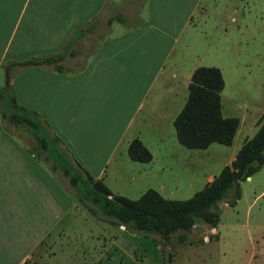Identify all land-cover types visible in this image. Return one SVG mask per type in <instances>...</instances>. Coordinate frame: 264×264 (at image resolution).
Here are the masks:
<instances>
[{"label": "crops", "instance_id": "0c3cea01", "mask_svg": "<svg viewBox=\"0 0 264 264\" xmlns=\"http://www.w3.org/2000/svg\"><path fill=\"white\" fill-rule=\"evenodd\" d=\"M196 1L190 4L186 13L185 22L188 24H190L189 20L192 18L193 9L197 7V3H200V0ZM143 3L142 7L148 10L149 15L152 14L154 12L152 0H144ZM126 4L127 0H8L5 10L8 31L2 35L5 42L0 50V61L4 60L5 54L8 53L11 46L12 52L17 55L21 52L35 57L60 54V60L57 62L61 66L60 71L55 70L52 64H40L39 66H24L23 75V82H27V88L30 85H37L40 92L49 93L46 96L47 99L49 98L54 103L59 102V114L57 115L55 104L54 113L38 106L36 101L39 99L34 98L35 96L30 101L21 102L20 105L36 111L46 121L49 132L59 138V147L67 158L78 164L94 179L104 181L105 183H103L111 193L122 196L126 195L124 193L141 195L145 190L153 189L161 197L167 198L168 193L172 191L189 189L199 176L202 179V188L212 180L222 166L217 168V172L202 173L201 171L197 176L200 160L197 162L193 159L192 161L190 150H193V154H197L198 150L205 152L210 145L204 149H187L177 142L168 147L157 144L158 142H152L146 136L138 134L140 140L137 139L151 154V160L144 163L129 159L123 150L116 156V145L120 141L121 133L114 144L107 149L97 168H93L98 164L93 159L95 158L94 153H87L78 142L76 145L71 142L69 133L72 134V131L69 129L84 125L88 115H91L95 97L93 92L98 90L97 75L101 74V70L107 73L110 69V63L107 64L110 55L126 53L130 49H135L127 46L124 38L119 40L117 45L111 46L108 43V39L115 29L121 30L119 34L124 33L125 30L121 27L125 26L127 15L131 17L137 15L136 11L126 14L128 12L125 10ZM229 7L227 10L230 12H235L234 8L238 9L237 4L233 3H230ZM240 19L245 21L243 17ZM0 20H3L2 16H0ZM149 20L148 27L158 30L157 24L154 25L150 18ZM141 35V33L135 35L132 42L139 45ZM133 52L139 54L140 50L135 49ZM164 68L154 69L153 75L146 82L143 91L137 92L138 94L135 95L136 105L127 121L134 118L140 110L143 113L142 117L156 111L162 115V113H169L171 110L173 113L171 119L179 112L181 106L176 111L173 109L176 106L174 104L175 86L182 79L185 88V83L189 82L187 77L190 78V74L195 68L194 64L189 66L187 64V67L184 68L173 60L171 65ZM162 71L165 77L160 79ZM106 73L102 74V77H105L107 81L109 76ZM240 77L245 80L242 75ZM129 79L138 85H143L142 75L136 70L129 75ZM222 80L223 88L219 94L220 112L223 109L221 94L225 87L223 76ZM249 82H251L250 79ZM252 82H256L254 84L257 86L264 84V66L261 70L259 69ZM153 84H156V91L151 94L150 98H147L146 92L150 91ZM240 86H243V83ZM160 88L161 90L166 89L168 92L171 90L172 96L158 93ZM14 91L17 94L16 86ZM89 91L92 96L88 95ZM125 98L124 95H121L122 101ZM144 99H146L145 107H143ZM234 106L242 109L241 115L236 117L238 126L234 133L235 136L244 118L249 115L251 110L253 111V105L242 100V102L235 101ZM118 111L122 112L121 106ZM123 113H125V109ZM253 114V122L257 126L259 117L264 115V106L262 110L253 111ZM126 125L127 122L125 127ZM15 135L12 127L5 129L0 121V264H26L31 260L39 262L38 264L54 263L53 257L57 252H62L69 241L78 243L79 240L82 243L77 246V255L68 253L69 255L61 257L65 260V264H96L105 259L109 261L112 249L122 252L135 232L125 229L122 225H112L96 218L97 224L95 222L79 224L75 214L81 212L80 210H84L83 214L88 216L91 213L83 206L78 207L74 196L64 190L62 182L54 175L57 170L51 171L40 155L27 150ZM160 150L161 152H159ZM170 150L174 152L171 153ZM235 154L236 152L230 154L228 162L223 166L229 164ZM175 156L182 157L183 160L186 159V162L183 163L188 165L189 171L183 174V178H180L179 172L176 175L171 172L170 181L160 178V171L170 165L169 160L173 161ZM116 157H119L118 162L113 161ZM111 160L114 162V168L122 165L117 169H111L107 174L105 167ZM253 174L243 181H251ZM240 184L241 181L239 182L241 196ZM223 204V209L229 207L225 203ZM209 228L210 234H217L216 225L209 226ZM38 248L42 249L39 254L35 255ZM58 261L60 260L56 258V262ZM170 264H173L172 260Z\"/></svg>", "mask_w": 264, "mask_h": 264}, {"label": "rangeland", "instance_id": "374dc122", "mask_svg": "<svg viewBox=\"0 0 264 264\" xmlns=\"http://www.w3.org/2000/svg\"><path fill=\"white\" fill-rule=\"evenodd\" d=\"M7 1L0 0V16L3 17V20H0V50L5 42L2 35L8 31L5 12ZM194 1L152 0L154 12L149 15L148 10L142 7L144 0H127L125 10L128 12L126 14L136 11L137 15L132 17L127 15L125 26L121 27L125 30L124 33L119 34L121 30L115 29L112 31L108 43L111 46L117 45L116 43L124 38L127 46L140 50V53L135 54L133 52L135 49H130L126 53L110 55L107 64L110 63L111 67L107 73L105 72L109 76L108 80L106 81L105 77H102V74L105 75L102 70L101 74L97 75L98 90L93 92L95 97L91 115H88L84 125L69 129L72 131V134L69 133L71 142L75 145L78 142L83 146L85 152L94 153L95 158L93 159L98 164L93 168H97L107 149L114 144L121 133L120 141L116 145V156L122 150L127 156L125 151L127 143L132 138L139 139L138 134L163 146L170 147L177 143L172 126L173 115L171 114L173 113L171 110L169 113H162V115L156 111L143 117L142 110H140L134 118L127 121L137 102L135 95L139 90L143 91L146 82L151 79L154 69L171 65L173 60L184 68L187 67V64L188 66L194 64V67L215 66L219 68L225 81V87L221 94L222 115L240 116L242 109L235 107L234 103L235 101L242 102V100L249 105L252 104L254 112L262 110L264 84L257 86L254 84L256 82L252 81L256 78L259 69L261 70L264 66V0H200L197 7L193 9L192 18L188 24L185 22L186 13ZM230 3L237 4L238 9L234 8L235 12L227 10ZM241 17L245 21L240 19ZM149 18L154 25L157 24L158 30L148 27ZM140 33L142 34L139 38L140 44L136 45L132 42V38ZM11 49L12 46L5 54L4 60L0 61V87L9 84L13 89L15 101L19 105L21 102L30 101L35 96L34 98L39 99L36 101L38 106L54 113L55 104L58 115L59 102L54 103L49 98L47 99L46 96L49 93L40 92L37 85L26 87L27 82H23L24 67L7 69V64L12 60L34 58L35 56L22 52L17 55ZM12 57L13 59H11ZM245 67L248 69H244ZM135 70L141 73L143 85H138L129 79V75ZM241 75L245 80L241 79ZM163 77L165 76L162 71L160 79ZM188 79L189 77H187V81ZM242 83L243 86H240ZM183 84L180 79V82L175 86L174 104L176 106L173 108L175 111L179 106L182 107L187 94V83H185V88ZM15 86L17 94L14 91ZM155 91L156 84H153L150 91L146 92V97L150 98ZM159 92L171 96L173 94L171 90L168 92L161 88ZM120 94L126 97L124 101L121 100ZM88 95L92 96L91 91L88 92ZM145 102L146 99L143 101V107H145ZM120 106L122 112L118 111ZM124 109L125 113H123ZM175 111L173 110V112ZM253 111L251 110L249 115L244 118L229 145L211 143L205 152L198 150L197 154H193V150H190L192 161L193 159L197 162L200 160L197 176L201 171L202 173L217 172V168L228 162L230 154L237 152L242 142L254 134L257 126L253 122ZM252 114L253 116H251ZM263 116H260L258 120H261ZM1 122L6 125L10 124L16 138L27 150L37 152L36 142L26 129L13 127L7 118H3ZM39 155L41 156V154ZM174 158L173 161L169 160L170 165L160 171V178L170 181L171 172H174L175 175L179 172L180 178H183V174L189 171L188 165L183 163L186 162V159L183 160L179 156ZM118 159L119 157H116L113 161L118 162ZM113 161L111 160L105 167L107 174L111 169H117L122 165L114 168ZM54 175L62 182L64 190L73 196V190L66 177L59 170L55 171ZM199 177L189 189H177L168 193L167 199L189 198L202 186V179ZM252 177L251 181H241V196L232 207L223 209L224 204L219 205L216 235L209 233L210 228L207 224L197 223L186 232L187 241L178 243L176 239L178 233L176 232L162 244V236L158 233L148 236L134 231V236L129 239V243L122 252L112 249L109 261L105 259L96 264H170L171 260L173 264H264V165ZM124 194L129 199H136L140 196L136 193ZM77 203L78 207L82 206L78 201ZM80 211L74 215L79 224L91 222L97 224L95 218L105 217L99 211L97 217L93 214L90 216L83 214L84 210ZM80 243H82L80 240L78 243L69 241L62 252L55 254L54 263L65 264V260L61 257L69 255L68 253L77 255V246ZM41 249L38 248L35 255L39 254ZM56 258L60 261L56 262ZM32 261L34 260L26 264L39 263ZM54 263L48 262V264Z\"/></svg>", "mask_w": 264, "mask_h": 264}, {"label": "trees", "instance_id": "16d2710c", "mask_svg": "<svg viewBox=\"0 0 264 264\" xmlns=\"http://www.w3.org/2000/svg\"><path fill=\"white\" fill-rule=\"evenodd\" d=\"M60 54L12 60V67L57 63ZM223 80L220 70L214 66L195 67L187 84L185 101L172 121L175 139L184 148L204 149L210 143L229 145L238 119L223 117L220 112V91ZM7 118L13 127L26 129L36 142L37 154L48 164L51 171L60 170L73 190V196L87 209L112 225H122L129 231L144 235L158 233L161 243L168 241L173 233L178 243L187 241L186 232L197 223L214 227L219 220L220 204L233 206L240 197L239 182L257 171L264 163V116L257 122L254 134L244 140L229 164L221 167L200 190L189 198L174 200L161 197L155 190L147 189L138 198L129 199L111 193L100 179H94L78 164L71 162L59 147V138L49 132L48 125L40 115L19 105L13 89L8 84L0 87V121ZM2 123V122H1ZM8 129L10 124H3ZM129 159L149 162L151 154L137 139L129 141L126 148Z\"/></svg>", "mask_w": 264, "mask_h": 264}]
</instances>
